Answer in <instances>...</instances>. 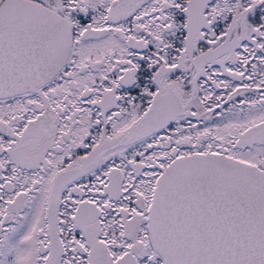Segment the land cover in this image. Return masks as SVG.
Returning a JSON list of instances; mask_svg holds the SVG:
<instances>
[{"label": "snow or ice", "instance_id": "6c2138e0", "mask_svg": "<svg viewBox=\"0 0 264 264\" xmlns=\"http://www.w3.org/2000/svg\"><path fill=\"white\" fill-rule=\"evenodd\" d=\"M0 264H264V0H0Z\"/></svg>", "mask_w": 264, "mask_h": 264}]
</instances>
